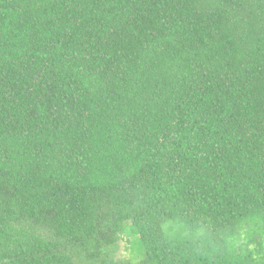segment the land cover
<instances>
[{
    "label": "trees",
    "instance_id": "1",
    "mask_svg": "<svg viewBox=\"0 0 264 264\" xmlns=\"http://www.w3.org/2000/svg\"><path fill=\"white\" fill-rule=\"evenodd\" d=\"M0 264H264V0H0Z\"/></svg>",
    "mask_w": 264,
    "mask_h": 264
},
{
    "label": "rangeland",
    "instance_id": "2",
    "mask_svg": "<svg viewBox=\"0 0 264 264\" xmlns=\"http://www.w3.org/2000/svg\"><path fill=\"white\" fill-rule=\"evenodd\" d=\"M138 254L137 248L134 246L133 237L123 235L119 242L118 255L122 257H134Z\"/></svg>",
    "mask_w": 264,
    "mask_h": 264
}]
</instances>
